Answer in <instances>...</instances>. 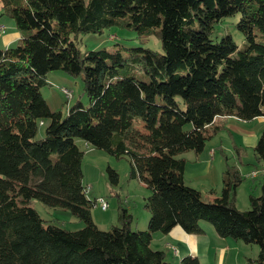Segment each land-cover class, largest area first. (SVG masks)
I'll use <instances>...</instances> for the list:
<instances>
[{
    "label": "trees",
    "instance_id": "obj_1",
    "mask_svg": "<svg viewBox=\"0 0 264 264\" xmlns=\"http://www.w3.org/2000/svg\"><path fill=\"white\" fill-rule=\"evenodd\" d=\"M19 32L0 49V264H168L150 247L152 233L175 225L216 232L256 244L247 264H264V178L249 207L235 204L242 176L226 162L212 200L184 182L185 151L200 153L220 129L215 118L264 115V0H0ZM243 34L211 38L225 17ZM118 25L155 33L162 52L148 47L81 51L87 33ZM80 75L88 105L51 111L40 92L50 70ZM184 69L185 71H180ZM140 118L142 128L134 124ZM46 121V122H45ZM44 133L36 138L38 124ZM81 138L117 158L128 156L131 174L149 189L147 228L133 229L119 205L118 223L102 230L83 183ZM264 159V130L253 146ZM226 160V158H225ZM112 184L117 172L108 167ZM212 193L215 191L211 189ZM36 198L68 208L83 226L44 223L30 205ZM180 264H200L184 256Z\"/></svg>",
    "mask_w": 264,
    "mask_h": 264
},
{
    "label": "rangeland",
    "instance_id": "obj_2",
    "mask_svg": "<svg viewBox=\"0 0 264 264\" xmlns=\"http://www.w3.org/2000/svg\"><path fill=\"white\" fill-rule=\"evenodd\" d=\"M237 20V15L223 18L215 26L211 38L218 40L222 35L229 33L235 43L238 46H241L244 43V37L234 25ZM14 32H18L17 27L13 19L3 13L0 3V49L17 44L18 38L7 45L4 40V34L10 35ZM80 38L81 40L77 45L81 51L96 50L100 48H121L124 51L127 48L141 46L148 47L159 53L162 52L160 39L155 33H140L136 30L127 29L118 25L106 27L100 33H87ZM180 71L185 70L181 69ZM45 81L46 82L40 87V92L51 111H61L62 113H65L68 107L75 102H80L83 106L88 105V95L83 87V81L80 75H71L61 69H55L50 70L46 74ZM63 89L67 90V93L69 92V94H65ZM45 122L44 124H38L36 138H40L44 133ZM134 124L137 127L142 128V121L140 118H136ZM237 140L238 139L231 133V131L226 128L219 129L211 139L207 140V146H209V143L213 145L220 144L224 146V150L222 152L218 151L214 160L203 170L201 174L202 176L198 178L199 180L191 181V183L194 188H199L198 190H200L204 200H210L205 199L209 198L211 193V190L207 188L208 184L211 186L215 184L216 189H211L214 191L216 190L218 194L222 186L221 176L226 162L229 165H232L233 163L238 165L242 181L236 190L235 204L236 206L238 205L242 207H237L238 209L243 210L249 206V194H259V183L261 182L258 183V181L255 180L253 182L250 177L246 176V172L254 167L260 168L261 166L264 168V159L257 160L253 154L254 152L252 153L251 151H248L244 156L238 157L236 152H234V148L233 152L226 148L234 146L233 144L235 141L241 143V141ZM75 142L84 151L81 160V168L83 173V183L89 187V191H87L88 197L94 200L97 196H104L109 203L108 208L103 210L100 208L99 202L95 200V204H93L90 209L94 223L102 230H107L112 224H117L118 208L119 205H122L133 215L132 224L134 225V220H137L138 218L139 221L137 226H144L143 229L145 230L147 228L149 212L144 207V201L147 196L146 194H149L150 191L144 183L141 184L142 182L139 179L137 172L136 176L131 174L129 157L123 156L117 158L103 149L95 148L94 146L87 144L81 138H76ZM242 150L246 151L245 148ZM185 152L180 153L178 156L184 157ZM250 155L252 160L249 162L247 161V158L250 157ZM258 161H260L259 164ZM108 167L117 172V184H112L110 182L107 171ZM191 178L192 177H187L186 181L192 180ZM30 205L38 212L40 217L44 220V223H54L70 230L78 229L83 226V221L75 217L68 208L52 207L36 198L30 200ZM143 221L145 223H143Z\"/></svg>",
    "mask_w": 264,
    "mask_h": 264
},
{
    "label": "crops",
    "instance_id": "obj_3",
    "mask_svg": "<svg viewBox=\"0 0 264 264\" xmlns=\"http://www.w3.org/2000/svg\"><path fill=\"white\" fill-rule=\"evenodd\" d=\"M19 36L18 32H14L10 35L4 34L5 44L7 45L8 43L16 40ZM214 122L220 126V129L226 128L227 130H230L231 133L238 139L237 141H241V143L235 141L233 144L234 146L226 147L232 152L234 148V152H236L238 157L246 155L248 151L253 153L252 148L255 145L259 134L264 130V115L254 117L250 120H242L234 115L218 116L215 118ZM206 143L207 141L200 153H195L193 151L185 152L186 156L184 155L185 168L183 177L184 182L189 186L192 185L191 181L199 180L198 178L202 176L201 174L203 170L214 160L218 151L222 152L224 150V146L220 144L213 145L209 143V146H207ZM242 147L245 148L246 151H243ZM251 160L252 157L250 155V157L247 158V161L250 162ZM259 163L260 161H258V164ZM232 165L235 164L233 163ZM235 166L239 170L238 165ZM224 169L225 165L223 171ZM251 171H253V176H250ZM246 173V176L250 177L253 182L255 180L259 183L264 178V168L261 166L260 168H251ZM187 177H192V180L186 181ZM141 184H143V182ZM207 188L210 190L211 188L216 189V186L215 184L213 186L208 184ZM216 195L217 192L215 190L214 193H210L209 198L205 199L212 200ZM237 207L242 208L238 205ZM134 221V225L131 223V227L133 229L144 228V226H137L139 221L138 218ZM143 223L145 222L143 221ZM198 223L201 229L199 232H187L179 225L173 226L165 233L155 231L152 233L150 247L162 250L168 264H180L181 259L186 255L196 256L200 264H247V258L256 257L258 252V247L256 245L236 241L230 237L220 236L216 232L213 225L207 220L200 219Z\"/></svg>",
    "mask_w": 264,
    "mask_h": 264
},
{
    "label": "built area",
    "instance_id": "obj_4",
    "mask_svg": "<svg viewBox=\"0 0 264 264\" xmlns=\"http://www.w3.org/2000/svg\"><path fill=\"white\" fill-rule=\"evenodd\" d=\"M63 91L65 92V94H69V92L67 93V90L63 89ZM253 171L250 172V176H253ZM85 190L89 191L88 185L86 186ZM95 200H99V206H100L101 209L105 210V209L108 208L109 203H108L107 199L104 196H97V197H95Z\"/></svg>",
    "mask_w": 264,
    "mask_h": 264
},
{
    "label": "bare ground",
    "instance_id": "obj_5",
    "mask_svg": "<svg viewBox=\"0 0 264 264\" xmlns=\"http://www.w3.org/2000/svg\"><path fill=\"white\" fill-rule=\"evenodd\" d=\"M99 202V200H97Z\"/></svg>",
    "mask_w": 264,
    "mask_h": 264
}]
</instances>
